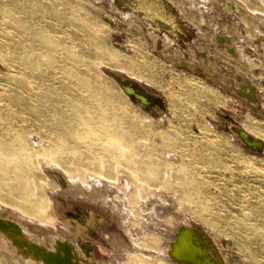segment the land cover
Returning a JSON list of instances; mask_svg holds the SVG:
<instances>
[{
	"label": "rangeland",
	"instance_id": "374dc122",
	"mask_svg": "<svg viewBox=\"0 0 264 264\" xmlns=\"http://www.w3.org/2000/svg\"><path fill=\"white\" fill-rule=\"evenodd\" d=\"M223 16L217 26L230 30L234 20ZM143 28L98 0H0V209L28 217L49 207L54 227L31 218L44 231L59 230L66 211L91 210L99 218L79 234L113 264L129 260L146 230L166 246L180 221L198 227L224 264H264V150L245 152L223 125L264 139V73L251 75L255 111L200 65L163 63ZM248 30L253 25L240 28L239 43L258 59L263 39L248 40ZM215 64L226 84L240 80L231 63L216 56ZM111 67L138 76L166 100L165 111L127 101ZM52 161L65 176L102 172L113 182L106 200L60 190ZM126 182L123 201L116 193ZM0 264H16L1 237Z\"/></svg>",
	"mask_w": 264,
	"mask_h": 264
},
{
	"label": "bare ground",
	"instance_id": "6f19581e",
	"mask_svg": "<svg viewBox=\"0 0 264 264\" xmlns=\"http://www.w3.org/2000/svg\"><path fill=\"white\" fill-rule=\"evenodd\" d=\"M98 1L105 3L117 15L129 20V23L138 22L142 25L151 37V46L159 53L163 63L183 68L190 67L194 70L196 65H200L213 81L227 85L249 109L258 111L260 97L255 93L250 83L252 82L251 75L256 69H260L261 73H264V0ZM187 4H190L188 8ZM204 11L209 14V20L201 15ZM222 15L234 20L230 30H219L217 23ZM224 16L223 18H225ZM249 24L253 25V30L247 31V39L255 40L257 35L263 39L261 48L256 47L260 53L258 59L248 55L239 43V40L243 38L240 28ZM70 41L75 43L74 38H71ZM212 44L224 45V48L220 51L212 48ZM216 56L233 65L237 71L238 79L240 78L238 82L232 77L228 78L229 84L224 82L216 70ZM72 60L74 61L73 58ZM109 74L116 81L123 97L130 103L138 104L144 110L155 115L165 111L166 100L146 88L135 74L126 75L115 67L109 69ZM116 77H119V80ZM122 84L127 91L122 87ZM223 125L245 152L255 154L264 150L263 137L253 132L252 129L247 126L242 127L235 122ZM241 129L248 132L247 142L239 133ZM252 138L259 139V143L252 141ZM115 143L122 145L117 141ZM134 166V168L132 167L133 170H138L139 166ZM59 167L58 163L52 161L50 171L56 174L55 179L60 190L67 191L71 187L75 192L87 198L96 200V197H99L98 199L104 202L113 187V182L105 179L106 177L102 172H100L99 177L94 176L88 179L87 174L78 171V169L72 173H67L68 176H65ZM102 180H105L106 185ZM123 186L119 191L116 190V196L124 201L129 183L126 182ZM140 196L141 194L138 192L134 197L138 199L137 202L142 200L143 196L141 198ZM52 203L54 202L52 201ZM118 205L112 208L115 216L120 215ZM135 206L132 204V207ZM35 210V214L33 212V214H28V217H23L12 210H9L10 213L4 214L0 209V237L11 251L16 264H113L110 261L98 260L95 257L93 246L79 234L91 224L92 218L97 221L99 215H95L91 210L85 214L66 211V215L62 217L63 225L59 230L48 229L44 231L39 228L37 223H32L33 219L31 218L41 220L47 224L46 227H54L49 207H40ZM180 227L183 231L177 234ZM198 230H200L198 227L180 221L172 231V237L167 238L166 246L161 242L163 235L146 230L143 233L145 235H142L143 240L133 243L134 239L132 238L134 250L130 249L127 252L129 260L124 264H148L145 262L148 258L155 264L162 262L167 264H190L189 262L193 264H215L216 260H212L209 256L210 253L207 254L204 248V238L207 236L203 233L205 236L201 239ZM176 239L178 242H174ZM208 244H211L210 240ZM212 247L216 250L214 246ZM151 250H155V253H151ZM216 252L219 263L224 264L223 256L218 250Z\"/></svg>",
	"mask_w": 264,
	"mask_h": 264
},
{
	"label": "water",
	"instance_id": "95a60500",
	"mask_svg": "<svg viewBox=\"0 0 264 264\" xmlns=\"http://www.w3.org/2000/svg\"><path fill=\"white\" fill-rule=\"evenodd\" d=\"M116 79L117 80H119V77H116ZM122 87L126 90V87L122 84ZM127 91V90H126ZM239 133H240V135H241V137L243 138V140L245 141V142H247L248 141V132L247 131H245V130H243V129H241V130H239ZM258 141V143H259V139H255V138H252V141ZM249 150H251V149H249ZM183 230H182V227H180V229L178 230V232H177V234L178 233H181ZM199 231V233H200V238L202 239V238H204V234H203V232L202 231H200V230H198ZM178 239V238H177ZM177 239L174 241V242H178L177 241ZM204 240H205V246H204V248L206 249V253L207 254H209L210 253V258H212V260H216V262H215V264H220L219 263V260H218V257L216 256V254H217V252H216V250L212 247V245L211 244H208V242H209V239L208 238H204ZM207 243V244H206ZM207 257V256H206ZM205 258V257H204ZM204 258H202V259H204ZM190 264H193V263H191V262H189Z\"/></svg>",
	"mask_w": 264,
	"mask_h": 264
}]
</instances>
